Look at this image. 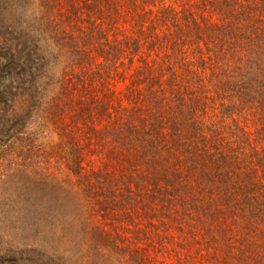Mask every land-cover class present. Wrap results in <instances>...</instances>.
<instances>
[{"label":"trees","instance_id":"16d2710c","mask_svg":"<svg viewBox=\"0 0 264 264\" xmlns=\"http://www.w3.org/2000/svg\"><path fill=\"white\" fill-rule=\"evenodd\" d=\"M47 4L41 31L0 11V162L58 237L4 257L264 264V0Z\"/></svg>","mask_w":264,"mask_h":264},{"label":"rangeland","instance_id":"374dc122","mask_svg":"<svg viewBox=\"0 0 264 264\" xmlns=\"http://www.w3.org/2000/svg\"><path fill=\"white\" fill-rule=\"evenodd\" d=\"M10 3H7L9 6L5 8L4 11L0 10L3 14L4 21H13L14 27L20 30V28H30L35 31H41L39 18L43 15L44 20L48 17H51V12L47 9L48 4L45 6L48 0H8ZM42 6V7H41ZM16 21V22H15ZM38 23V24H37ZM18 24V25H17ZM116 89L122 90L124 85H117ZM4 163V164H3ZM0 162V217L3 215L7 219V225H2L0 222V264H35L36 260H33L31 263L19 262L20 260L14 259L11 257H4L3 253L6 249L3 248L5 243L2 240V235L10 236L13 238L14 243L18 244L22 239L20 231L18 232L19 225L25 229L28 234V240L25 242V245H31L30 243L42 242L44 235H47L52 238H57L58 236L54 233L47 230V211L44 213H36V210L32 204L31 200V188L29 183L25 185L26 191H23L26 195L24 199L18 197L16 190L19 187V179L15 177L17 166H14L10 162ZM44 169V168H43ZM54 171V170H52ZM44 172H46L44 170ZM83 173V172H82ZM55 174H60L59 181H53L56 185L65 188V185L69 182L73 190L69 192L72 199L78 201L79 206L74 205L72 208L76 210L82 216H87L92 219L91 203H88L87 197L88 194L79 188L78 178L72 173L68 172L64 168L58 169ZM57 177V176H56ZM82 179H80L81 182ZM83 182V180H82ZM47 184L46 182H44ZM28 201V203H27ZM48 210V209H46ZM95 218V217H94ZM100 222V218H97ZM110 223V222H108ZM6 226V227H5ZM21 227V228H22ZM110 230L109 228H107ZM5 232V233H4ZM24 233V232H23ZM21 233V234H23ZM168 235H177L174 230H171ZM62 241V240H61ZM13 244V243H11ZM13 244L15 247L17 245ZM172 247V246H170ZM20 249V247H18ZM152 256H158V253L152 254ZM76 258V257H74ZM167 260V259H165ZM72 262V259H69V263ZM39 264L38 262H36ZM169 264L175 263V260H168Z\"/></svg>","mask_w":264,"mask_h":264}]
</instances>
